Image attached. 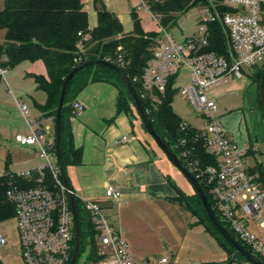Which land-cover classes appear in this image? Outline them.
I'll return each instance as SVG.
<instances>
[{"label":"built area","instance_id":"1","mask_svg":"<svg viewBox=\"0 0 264 264\" xmlns=\"http://www.w3.org/2000/svg\"><path fill=\"white\" fill-rule=\"evenodd\" d=\"M139 1L140 5H136L135 10L145 8L149 17L161 27L151 57L142 69L141 97L158 102L159 95L165 93L168 84L172 81L174 89L181 70H187L186 82L177 92L201 119L203 127H193L195 136L202 141L203 149L215 159V165L194 176L197 180L203 179L208 187L211 207L219 221L224 222L235 240L264 263V243L248 228L250 222L259 223V227L264 228L260 215H264V189L251 171L255 163H248L254 153L253 147L247 142L240 145L222 128L220 120L215 117L218 106L208 97L210 91L241 78L243 67H251L257 60H264V26L260 12L264 0H217V4L204 6L198 31L182 40L175 39L161 26L149 6L143 0ZM211 24H218L225 36L224 54L208 50V26ZM116 62L124 66L122 55H118ZM10 68L7 56L0 54V81L5 82ZM15 102L31 128L26 106L19 100ZM71 110L72 116L76 117L83 111V106L73 101ZM188 127L189 124L183 121L181 128ZM45 135L42 131L31 129L28 135L14 136L19 145L34 146L44 164L38 169L13 173L11 179L27 180L36 174L35 183L38 185L23 188L10 180L5 196L14 209L22 263L69 264L73 251L70 200L59 174L54 142L45 140ZM44 170L50 174V187L44 185ZM194 171L197 170L194 168ZM71 193L90 216L97 243L103 249L102 258L95 264H136L127 242L111 224L101 205L78 197L73 191ZM104 195L108 201L114 202L120 197V192L107 187ZM3 244L5 238L0 235V245ZM167 261L162 257L158 264H167ZM243 263L249 264L246 261Z\"/></svg>","mask_w":264,"mask_h":264},{"label":"trees","instance_id":"2","mask_svg":"<svg viewBox=\"0 0 264 264\" xmlns=\"http://www.w3.org/2000/svg\"><path fill=\"white\" fill-rule=\"evenodd\" d=\"M143 1L149 6L151 13L159 18L162 27L174 26L179 15L192 7L217 4V0ZM93 7L97 14V25L91 29L88 26L84 0L3 1V8L0 10V29L5 31V35L4 42L0 44V54L7 56L10 67L24 61H41L46 70V77L32 76L37 89L46 95L45 104L38 106V109L54 117L60 87L66 75L85 61H110L128 76L156 133L179 160L193 171L194 175L208 166L215 165V159L203 149L202 141L195 136L196 132L193 127L189 125L186 129L181 128L183 121L171 107L173 96L176 93V89L172 88V81L168 84L165 93L159 95L158 102H152L148 97H141L142 69L151 57L158 34L143 32L140 20L133 10L131 11L133 30L126 34L115 14L106 9L103 0H93ZM260 12L261 23L264 26V5L261 6ZM208 30V50L224 54L226 40L220 26L211 24L208 26ZM118 55H122L124 66L118 65L116 62ZM76 60L79 61L76 62ZM261 73L262 69L258 71L254 79L257 86ZM91 82H107L117 88L118 112H124L132 118V110L136 111L125 85L112 69L96 65L79 70L68 84L62 107L60 145L65 171L67 166L76 163L77 158V153L70 144L66 119L72 113L71 103L74 97ZM258 102H260L259 98ZM136 114L141 121L137 111ZM141 124L143 126L142 121ZM250 154L252 153L250 152ZM194 168L197 171H194ZM251 171L256 174V181L264 189V164L255 162ZM43 173L44 185L50 187V174L47 170H44ZM12 174L5 172L0 176V222L14 218V209L5 196L10 180L23 188H32L38 185L35 183L36 174L29 180L16 177L11 179ZM198 182L212 206L208 187L204 185L203 179L198 178ZM169 184L173 186L171 183ZM75 200L80 233L78 257L85 248H88L86 263L95 264L102 258V248L97 243L96 231L90 216L82 209L79 200L77 198ZM172 202L195 217L197 224L202 225L223 247L227 254L226 264L244 261L211 224L194 192L192 195L186 196L176 190V197L172 199ZM221 224L235 238L224 222L221 221ZM72 246H74L73 240Z\"/></svg>","mask_w":264,"mask_h":264},{"label":"crops","instance_id":"3","mask_svg":"<svg viewBox=\"0 0 264 264\" xmlns=\"http://www.w3.org/2000/svg\"><path fill=\"white\" fill-rule=\"evenodd\" d=\"M103 3L118 18L123 32L130 33L133 30L131 11L137 15L136 5L130 0H103ZM85 9L92 29L97 25L93 0H86ZM35 62L24 61L11 67L5 82L0 81V176L5 172L38 169L44 164L34 146H21L14 141L16 134L28 135L31 129L42 131L46 133L45 140L54 142L53 117L38 109L45 104L46 95L37 89L32 77H46V70L44 67V74L40 70L33 73ZM17 100L26 106L31 128L16 105ZM117 100V88L107 82L88 83L74 97L73 101L79 102L83 111L76 117L70 113L66 119L70 144L77 153L76 163L66 167V174L76 196L101 205L127 242L135 263L143 259L149 263L147 257L152 256L158 264L165 257L163 248L173 249L178 257L183 253L184 243L191 244L189 235L206 238L209 233L197 224L195 217L172 202L176 189L170 188L161 156L135 136L133 121L126 113L118 112ZM254 122L252 134L256 136L261 122L258 111ZM246 142L253 143L247 138L242 144ZM107 187L120 192L117 201L105 198ZM3 237L0 264H23L16 230L15 239Z\"/></svg>","mask_w":264,"mask_h":264},{"label":"rangeland","instance_id":"4","mask_svg":"<svg viewBox=\"0 0 264 264\" xmlns=\"http://www.w3.org/2000/svg\"><path fill=\"white\" fill-rule=\"evenodd\" d=\"M130 3L133 5H140L139 0H130ZM136 12L143 32L161 33V27L156 21L149 17V13L145 8ZM203 15V7L195 6L190 8L187 12L179 15L174 26L164 28L177 40L192 37L198 31L199 19ZM4 35L5 31L0 29V44L4 42ZM263 64L264 60H257L251 67H243L241 70V78L234 79L228 84L208 93V97L214 100L218 106V111L216 112L215 117L220 120L222 128L240 145L242 144V141L247 138L253 142L252 147L254 153L249 157L250 159H248V163L257 162L258 164H264V123L262 119L260 122V132L257 133L256 136L254 135L255 137L252 134L255 132L254 117L258 111V90L254 79L258 71L262 69ZM37 70H40L43 74L45 72L43 64L39 61L34 63V69L32 72L37 74ZM179 76L180 77L174 86L176 93L173 96L171 107L174 113L182 121L187 122L190 126L196 129H201L203 127L201 119L197 117L188 102L177 92V89L182 87L186 82L187 70L182 69ZM39 95L40 94L38 93L37 96ZM131 119L133 121V132L135 136L140 137L143 145L147 148L151 147V149L155 150L156 153L161 156L164 168L166 166L164 171L167 175L168 183L173 185L171 186L169 184L170 188L173 190L175 188L185 195L193 193V188L185 177L168 161L165 155L154 144L152 138L146 133L134 109L132 110ZM260 215L264 220V215L262 213H260ZM248 228L264 243V228H260L259 223L250 222ZM15 230L16 225L14 218L0 223V235L6 236L8 240L15 239ZM208 235L206 238L203 235H189L191 244L187 245L188 243L186 241L182 246L183 253L178 257L173 249L167 251L163 248V253L168 260V264H226L227 254L223 247L210 234ZM87 255L88 248H85L81 255H79L77 264H87ZM147 259L149 263H146L145 259H143L138 260L136 264L157 263L156 259L152 256L147 257ZM243 262H234L233 264H244Z\"/></svg>","mask_w":264,"mask_h":264},{"label":"water","instance_id":"5","mask_svg":"<svg viewBox=\"0 0 264 264\" xmlns=\"http://www.w3.org/2000/svg\"><path fill=\"white\" fill-rule=\"evenodd\" d=\"M96 65H102L106 66L110 69H112L115 74L119 77V79L123 82L125 85L131 102L134 105L136 111L139 114V117L143 123L144 130L146 133L152 138V140L155 142V144L158 146V148L162 151V153L165 155V157L168 159V161L179 170V172L185 177V179L188 181L190 186L193 188L194 194L197 196L198 200L200 201L206 216L208 217L211 224L214 226V228L217 230V232L220 234V236L225 240V242L230 245L235 252L241 256V258L246 261L249 264H264L263 262L259 261L256 257H254L252 254H250L237 240H235L224 228V226L221 224L217 216L215 215L201 185L199 184L197 178L194 176L193 172L185 166L179 158L170 150V148L164 143V141L160 138V136L156 133L154 130L151 121L148 117V114L143 107L134 87L132 86L128 76L124 73V71L119 68L117 65L110 61L106 60H94V61H85L82 64L76 66L73 68L64 78L62 85L60 87L59 97L57 101V105L55 108V114L53 117L54 122V155L56 157L58 167H59V174L62 179V182L64 186L66 187V190L68 191L69 200H70V208H71V215H72V222H73V251L72 256L70 259L69 264H76L78 253H79V245H80V233H79V225H78V213H77V207H76V200L71 193V187L68 183V177L64 168L62 154H61V119H62V107L64 102V97L66 94V90L68 87V84L70 80L73 78V76L82 68L88 67V66H96ZM258 90V98L261 104L262 109V118L264 122V65L262 67V73L260 77L259 84L257 86Z\"/></svg>","mask_w":264,"mask_h":264},{"label":"flooded vegetation","instance_id":"6","mask_svg":"<svg viewBox=\"0 0 264 264\" xmlns=\"http://www.w3.org/2000/svg\"><path fill=\"white\" fill-rule=\"evenodd\" d=\"M257 103H258V111L260 112V116H261V119H262V121H263V118H262V109H261V104H260V102H258V98H257ZM264 123V122H263Z\"/></svg>","mask_w":264,"mask_h":264}]
</instances>
